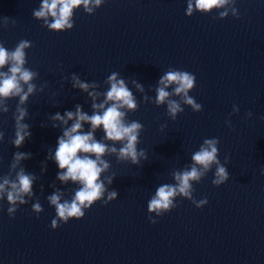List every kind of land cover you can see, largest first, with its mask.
I'll use <instances>...</instances> for the list:
<instances>
[{
  "label": "water",
  "instance_id": "obj_1",
  "mask_svg": "<svg viewBox=\"0 0 264 264\" xmlns=\"http://www.w3.org/2000/svg\"><path fill=\"white\" fill-rule=\"evenodd\" d=\"M41 3L0 0V41L9 50L20 40L32 42L26 67L39 73L38 87L48 85L29 99L25 123L32 135L21 148L10 142L18 98L9 101V113L0 114V131L5 132L0 175L8 173L13 154L20 151L32 154L21 166L38 178L35 196L19 206L15 218L7 212L6 198L0 202V264H264V0H236L239 18L229 13L225 19H214L218 10L187 16V0H105L92 15L77 9L74 28L64 32L50 31L34 18ZM4 17L7 28L2 27ZM170 68L196 76L189 94L202 111L182 105L184 112L173 121L166 105L144 102L145 95L155 98L159 79ZM113 72L139 103L128 120L144 125L137 147L148 158L133 165L106 156L111 164L106 175L115 174L106 186L118 198L107 205L99 201L84 218L53 229L56 212L47 197L59 189L62 199H70L79 185L59 181L60 170L48 159L63 134L62 128L52 127L50 116L75 111L77 104L91 114L92 100L73 88V74L96 82L94 90L103 92ZM133 81L143 85V92ZM234 105L239 113L233 112ZM89 127L85 124V131ZM102 136L98 130L96 138ZM207 138L220 140L221 163L230 156V179L213 185V166L193 184L194 198H207V205L197 208L178 197L172 211L152 214L158 221L152 224L148 201L158 186L175 183L171 173L190 165ZM37 200L44 209L39 215L32 210Z\"/></svg>",
  "mask_w": 264,
  "mask_h": 264
},
{
  "label": "clouds",
  "instance_id": "obj_2",
  "mask_svg": "<svg viewBox=\"0 0 264 264\" xmlns=\"http://www.w3.org/2000/svg\"><path fill=\"white\" fill-rule=\"evenodd\" d=\"M104 3L105 0H42L40 7L33 11V16L37 20H42L43 25L50 31L64 32L74 28V12L77 9L82 7L84 12L92 15ZM235 3L236 0H187L186 15L191 17L197 11L210 14L213 10H218V17L214 19H225L229 13L239 18ZM8 22V18L4 17L2 27L7 28ZM32 47V42L20 40L14 49L9 50L4 46V42L0 41V114L9 113V101L18 98L15 111L12 113L15 134L14 139L10 141L17 149L21 148L32 135L30 125L25 123L29 118L27 108L29 99L37 92L43 93L48 86L45 83L38 87L34 81L39 78V73L26 67L28 63L26 50ZM119 76L118 72L111 73L105 81L110 87L102 92L94 90L99 87L96 82L87 83L73 74V88L88 94L92 100V113L85 112L82 106L77 104L75 111H65L63 115L57 112L50 116L52 127L62 128L63 134L58 138L54 153L49 151L48 159L54 160L57 164L60 170L57 173L59 181L65 185L69 181L79 185L70 199H62L63 192L59 189L47 197L56 212L51 222L53 229L59 228L61 222L67 224L72 219L84 218L86 210L91 209L99 201L107 205L118 198V192L114 189L109 191L106 186L111 185L115 179L114 173L106 175L111 169V164L105 159L106 156H115L118 162H130L133 165H140L142 158L144 160L148 158L147 152L143 149L138 150L137 147L144 125L136 120H128V114L136 112L139 103L126 81L118 78ZM133 84L143 92L142 84L136 81H133ZM195 87L194 74L170 68L160 77L155 89V98L145 95L143 99L145 103L166 105L167 115L175 121L178 114L184 112L182 105L190 106L194 112L203 110V106L189 94ZM173 96L179 99H172ZM239 111V107L234 105L233 112ZM252 116L253 113L249 111L247 117L251 119ZM226 123L232 127L231 120ZM85 124L90 126L87 131L84 128ZM166 127V124L162 125L161 130ZM98 130L103 132L100 139L96 138ZM4 140L5 132L0 131V143ZM219 144L218 138L204 139L199 149L192 154V163L183 170H174L171 173L175 183L157 187L155 194L148 201L149 220L152 224L158 223L152 214L160 217L172 211L177 207L175 201L178 197L192 201L197 208L207 205V198L201 200L194 198L193 184L200 183L212 171L213 166L215 167L213 185L219 187L230 179L226 167L230 163V156L226 155L224 162L221 163L218 158ZM31 156V153L15 152L8 173L0 175V202L6 198L9 205L7 212L12 218H15L19 206L29 203V199L35 196L33 185L38 178L21 166V162L31 159ZM2 207L0 203V209ZM32 210L37 215L44 211L39 200L32 204Z\"/></svg>",
  "mask_w": 264,
  "mask_h": 264
}]
</instances>
